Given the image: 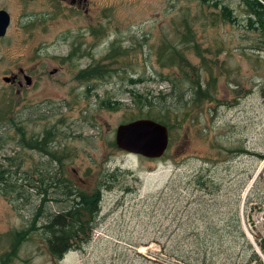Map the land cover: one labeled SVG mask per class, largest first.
Listing matches in <instances>:
<instances>
[{
  "label": "rangeland",
  "instance_id": "rangeland-1",
  "mask_svg": "<svg viewBox=\"0 0 264 264\" xmlns=\"http://www.w3.org/2000/svg\"><path fill=\"white\" fill-rule=\"evenodd\" d=\"M203 1L0 0L5 264H264V25L245 0ZM146 98L169 117L155 160L114 143ZM65 187L101 201L90 239L54 259L42 226Z\"/></svg>",
  "mask_w": 264,
  "mask_h": 264
},
{
  "label": "trees",
  "instance_id": "trees-1",
  "mask_svg": "<svg viewBox=\"0 0 264 264\" xmlns=\"http://www.w3.org/2000/svg\"><path fill=\"white\" fill-rule=\"evenodd\" d=\"M262 1L264 2V0ZM245 3L246 8L253 16L252 18H248L246 26L251 30H255L256 24L262 27L264 25V5L258 0H245ZM224 9L225 8H223V10ZM226 14L225 17L227 18L229 13ZM254 17L256 18L255 20H253ZM95 76V68H88L87 70L81 71L78 78L85 79L93 78ZM202 94L205 95L206 98L209 97V99H212V94L209 92H203L200 88L198 96L200 97ZM156 108L157 107L153 105L148 98L144 99L143 109H147V111L143 116H139L135 120L151 118L152 120L165 125L168 129L169 125L166 122L169 121V117L166 115L158 117L162 110H159L154 117L150 116ZM162 109H165L168 112L172 110L171 107L168 106H163ZM49 136L50 132H46L41 139H31L28 146L38 151H45L47 149V140ZM4 172L5 171L0 172V179L2 181L5 180L3 176ZM197 178L198 181H202L204 176L199 174ZM63 195H65L70 201L71 205L68 210L51 216V218L42 226L46 248L54 259H61L62 256L71 249L73 244L79 245L83 240L87 241V239H90L91 231L94 228V222L99 212V203L101 201L100 189H97L94 193L88 195L82 192L78 193L74 188L69 190L65 187ZM18 238L19 234H15L12 237H9V241L14 243L18 241ZM0 264H5L4 259H0Z\"/></svg>",
  "mask_w": 264,
  "mask_h": 264
},
{
  "label": "water",
  "instance_id": "water-1",
  "mask_svg": "<svg viewBox=\"0 0 264 264\" xmlns=\"http://www.w3.org/2000/svg\"><path fill=\"white\" fill-rule=\"evenodd\" d=\"M9 24V14L0 10V38L6 35ZM24 78L25 84L29 86L30 77L24 76ZM10 79H14V76L5 77L3 81L7 83ZM114 143L116 148L122 152L155 160L165 154L169 145V133L165 125L155 120L137 119L116 128Z\"/></svg>",
  "mask_w": 264,
  "mask_h": 264
},
{
  "label": "flooded vegetation",
  "instance_id": "flooded-vegetation-1",
  "mask_svg": "<svg viewBox=\"0 0 264 264\" xmlns=\"http://www.w3.org/2000/svg\"><path fill=\"white\" fill-rule=\"evenodd\" d=\"M70 3H71V5H74V4H78V5H80V4H85V5H87V0H70ZM20 71H22V70H20ZM20 71H19V75H20V76L24 79V81H25V78H24L25 74H24L23 71H22V72H20ZM11 77H13V76H11ZM7 83L12 84V85L16 84V85L19 86V87L22 86L21 82H20L19 79H18V76H16V75H14V79H10V81L7 82Z\"/></svg>",
  "mask_w": 264,
  "mask_h": 264
}]
</instances>
